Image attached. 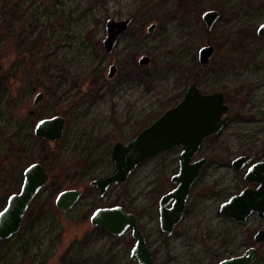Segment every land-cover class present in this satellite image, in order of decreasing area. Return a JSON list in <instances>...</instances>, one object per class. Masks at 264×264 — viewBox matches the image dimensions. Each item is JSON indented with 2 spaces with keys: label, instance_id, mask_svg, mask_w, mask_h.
I'll use <instances>...</instances> for the list:
<instances>
[{
  "label": "rangeland",
  "instance_id": "obj_1",
  "mask_svg": "<svg viewBox=\"0 0 264 264\" xmlns=\"http://www.w3.org/2000/svg\"><path fill=\"white\" fill-rule=\"evenodd\" d=\"M208 10L220 14L209 31L202 20ZM110 18L132 23L108 55ZM262 23L264 0H0V211L28 165L43 159L50 175L19 232L0 240V264H137L131 231L117 237L90 223L96 209L113 206L137 217L155 264H217L251 247L259 251L253 264H264V242H254L263 220L254 213L238 222L219 211L255 188L232 161H264ZM207 45L215 54L202 66L198 51ZM143 55L148 66L138 64ZM191 82L202 93H223L230 121L203 141L195 159L206 164L182 221L165 236L159 200L175 187L180 147L148 158L104 197L89 182L112 171L116 142H129L175 106ZM41 91L43 101L33 105ZM55 115L65 118L63 138L33 140L36 122ZM67 189L83 195L61 212L55 199Z\"/></svg>",
  "mask_w": 264,
  "mask_h": 264
},
{
  "label": "water",
  "instance_id": "obj_2",
  "mask_svg": "<svg viewBox=\"0 0 264 264\" xmlns=\"http://www.w3.org/2000/svg\"><path fill=\"white\" fill-rule=\"evenodd\" d=\"M216 10H208L202 14V20L209 31L219 19ZM132 18L122 20L108 19L105 26L103 47L110 55L121 36L128 30ZM155 24L148 27L153 32ZM257 34L264 37V23ZM215 54L212 45L203 46L198 51V61L202 66H208ZM140 66H148L150 58L143 55L139 58ZM117 72V66L111 65L108 77L112 78ZM44 92L36 94L33 105L43 101ZM230 107L221 92L205 94L196 82H191L186 92L175 106L165 110L154 122L142 129L132 140L123 144L116 142L111 150L110 161L113 169L110 173L93 179L90 186L98 190L99 196L104 197L109 188L128 180L135 169L148 158L180 147L178 155L179 169L171 177L176 186L164 194L159 200V223L162 233L171 236L175 227L182 221L192 185L199 177L206 164L205 158L195 159L203 141L209 136L221 132L229 123L227 115ZM65 118L55 115L43 118L33 127L34 138L57 142L63 138ZM251 156H239L232 161L236 170L247 168L244 179L247 183H255V188L246 187L220 206V213L225 217L245 222L256 213L259 219H264V161L250 164ZM49 173L39 162L28 165L23 171V181L19 192L11 194L4 208L0 211V240L12 238L20 230L22 220L35 197L43 190L49 181ZM83 195L82 189H67L58 193L55 206L61 212H67L74 207ZM90 223L113 236L121 237L131 231L135 240L130 258L137 264H155L153 254L147 246L146 239L140 230L137 217L121 206L103 207L96 209ZM254 242H264V222L254 236ZM259 258L255 247L247 249L242 255L230 257L217 264H253Z\"/></svg>",
  "mask_w": 264,
  "mask_h": 264
},
{
  "label": "flooded vegetation",
  "instance_id": "obj_3",
  "mask_svg": "<svg viewBox=\"0 0 264 264\" xmlns=\"http://www.w3.org/2000/svg\"><path fill=\"white\" fill-rule=\"evenodd\" d=\"M34 135V134H33ZM253 163H255V162H253V158H252V160L250 161V163H249V165L250 164H253ZM44 166V165H43ZM245 170H247V168H245ZM246 173V172H245ZM49 179H50V177H49ZM49 182V181H48ZM172 182V181H171ZM90 183V182H89ZM251 184H254L255 185V187L257 186L255 183H251ZM89 186H90V184H89ZM176 186V185H175ZM93 188H95V187H93ZM175 188V187H174ZM253 188V187H252ZM96 189V188H95ZM98 191V190H97ZM36 198V197H35ZM33 202V201H32ZM31 205V204H30ZM261 220H263V222H264V219H261ZM263 224V223H262ZM135 241V240H134Z\"/></svg>",
  "mask_w": 264,
  "mask_h": 264
},
{
  "label": "trees",
  "instance_id": "obj_4",
  "mask_svg": "<svg viewBox=\"0 0 264 264\" xmlns=\"http://www.w3.org/2000/svg\"><path fill=\"white\" fill-rule=\"evenodd\" d=\"M31 135H32V139H33V140H39V139L34 138V136H33V132H32V131H31ZM40 163L44 165V161H43V159L40 161Z\"/></svg>",
  "mask_w": 264,
  "mask_h": 264
}]
</instances>
